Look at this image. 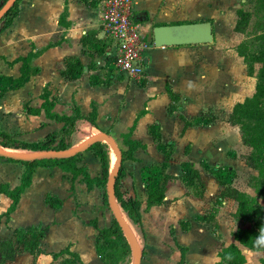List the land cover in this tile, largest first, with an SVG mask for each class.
<instances>
[{
    "label": "crops",
    "instance_id": "1",
    "mask_svg": "<svg viewBox=\"0 0 264 264\" xmlns=\"http://www.w3.org/2000/svg\"><path fill=\"white\" fill-rule=\"evenodd\" d=\"M99 1L92 5L83 0L19 1L17 16L0 31V75L18 77L21 62L15 59L44 49L31 59L30 65L38 69L37 73L0 98V131L32 145H42L52 135L51 147L56 145L65 122L47 118L43 110L36 115L25 111L27 107L41 106L43 89L57 99L53 112L72 115L78 110L82 116L76 118L71 134L65 137V151L85 145L100 133L126 150L123 135L134 125L130 139L143 146L133 150V158L122 161L120 189L140 204L144 238L137 229L128 227L144 247L138 264H177L182 258L181 247L186 249L183 264H214L212 255L218 256L223 246L232 243L244 255V264H262L264 250H251L234 239L232 233L249 224L234 220V200H217L222 187L211 173L213 169H231L235 174L232 185L254 194L247 182L242 184L246 189L237 186L243 171L256 172L242 163L243 148L247 153L250 149L242 144L239 127L226 121L234 104L243 100L227 90L225 64L215 52L202 49L204 44L155 47L151 40V27L193 21L195 13L189 11L188 4L180 6V0H133L137 29L141 41L145 40L139 62L143 74L132 77L114 66L117 45L102 28ZM66 57H77L83 66L74 80L60 74ZM167 86L179 96L177 102L170 100ZM170 104L178 105L172 113L168 111ZM92 112L93 122L88 118ZM209 113L215 116L210 123L203 119L182 131L184 122L179 115L191 121ZM165 144L173 145L168 160L162 150ZM8 150L23 157L39 152ZM77 154L79 168L92 178L101 176V163L91 149ZM162 164H166L164 173L176 179L166 185L161 204L147 206L142 169H160ZM187 165L198 171L204 184L200 197L186 195L178 179ZM23 169L21 163L1 158L0 184L16 187ZM104 193L101 185L88 188L82 174L73 177L56 165L34 168L30 185L8 218L4 213L11 199L0 193V240L13 239L14 229H45L38 239L45 253L33 256L19 249L11 263L59 264L68 256L54 260L51 253L69 247L82 264H104L95 251L97 229L91 224L94 220L97 228H104L114 218L108 194L104 201ZM47 196L54 202L61 201V205L51 207L45 201ZM113 202L122 215L114 197ZM204 216L213 219L200 221ZM182 222L189 223L187 230H183ZM131 252L134 264L138 251L133 243Z\"/></svg>",
    "mask_w": 264,
    "mask_h": 264
},
{
    "label": "trees",
    "instance_id": "2",
    "mask_svg": "<svg viewBox=\"0 0 264 264\" xmlns=\"http://www.w3.org/2000/svg\"><path fill=\"white\" fill-rule=\"evenodd\" d=\"M19 1L20 0H16L0 18V23H3L0 31L10 26L13 19L17 16ZM83 1L92 5L95 0ZM6 2L7 0H0V9ZM255 2L260 11L264 12V0H255ZM65 14L66 8L60 15L59 22H61V24ZM237 14L239 18L235 22L234 31L244 33L250 13L239 9ZM262 18V27L259 30V33L255 36L250 52H247L245 46L241 44L238 51L239 55L243 57L244 63L246 64L248 75H253L254 64H260L256 73L255 92L251 96L246 97L243 101L235 103L226 119L230 125H236L239 127L241 142L250 149L243 158L245 165L256 172L255 175L250 174L247 180V185L253 189L254 194L252 195L239 190L232 185V180L235 175L233 170H211V173L222 187L217 200L223 199L224 197L234 200L236 203V210L232 214L234 220L241 225L249 224L248 227L239 226L232 233L234 239L243 246L255 251L264 250V247H257L255 244L259 228L264 226V14ZM185 22L187 23L192 21ZM43 49L36 52H29L26 56L15 59V62H21L20 75L18 77L0 75V98H2L7 91L17 89L22 86L31 75L37 73L38 69L31 67L30 63L31 59L39 54ZM64 63L65 68L60 72L64 78L74 80L80 76L83 66L77 57H66L64 59ZM166 90L170 100L174 103L177 102L179 96L175 94L169 86H167ZM41 99L43 101L39 108L27 107L25 111L26 113L36 115L43 110L47 118L65 122L66 126L63 129L60 141L51 147L54 139L53 136L50 135L46 138V141L42 145H32L21 142L7 133L0 131L1 147L5 149L26 150L31 152L61 151L66 149V144L64 142L65 137L71 134L76 118H80L82 116L79 114L78 110H75L72 115H58L53 112V107L57 99L55 97H50L46 89H43ZM177 107L178 105L175 106L174 104H170L168 107L169 113H172L175 109H177ZM94 117L95 113L92 112L88 118L93 122ZM179 118L184 122L182 131L188 127H192L203 122V119H205L207 123H210L213 119H206L202 116L188 121L182 115H179ZM133 126L127 134L123 135V142L127 146V149H120L121 164L113 184V196L127 226L130 229H137L140 237L144 238L141 226L139 201L131 196H125V193L120 189L122 161L128 158H133V150L139 146H143L141 143L130 139V133L133 130ZM153 137H155L154 131ZM86 149H91L94 155L99 158L101 163V176L92 178L84 168H79L77 166L78 154L65 158L6 159L12 162H19L24 167L19 185L11 189L7 184H0V193L7 195L11 199V204L4 213L6 218H8L10 213L15 209L21 193L30 185L33 170L37 166L56 165L61 167L63 171L71 173L73 177L82 174L85 177L88 188H91L93 184L101 185L106 188L110 175L109 149L102 141L92 142ZM162 150L165 154V158L168 160L173 152V145L165 144L163 145ZM1 158L2 157H0V159ZM165 167L166 164H162L160 169H151L149 167L142 169V180L146 189L147 206L161 204L164 199L166 185L168 182L176 179L175 176L164 173ZM178 179L182 181L186 195H193L197 197L203 195L205 187L203 182L200 180L198 171L195 168L187 165L184 174L181 177H178ZM106 191L104 193V201L107 200ZM45 201L53 208H58L61 205V201L58 200L57 202H54L48 196L45 198ZM208 219L212 220L213 216H204L200 219V221H206ZM91 224L97 229L95 251L100 260L104 264H127L132 253L131 246L125 235L124 228L118 219L114 217L111 224L104 228H97L94 220L91 221ZM181 225L183 230H187L189 228V223L187 222H182ZM44 230L45 229L43 228L38 230L35 227L30 226L24 229H14L12 231L13 239L0 240V264H12L11 262L14 260L15 254L19 251V249L25 250L33 256L45 253V251L39 246L38 242V239L43 236ZM134 239L138 244L139 254L141 257L144 252V247L140 239H138L135 235ZM180 249L182 258L177 264H183V256L186 250L184 247H181ZM229 254L232 257L230 260L226 258ZM63 255H67L68 257L64 258L59 264H73L76 262L82 264L78 255L71 252L69 247L62 249L57 253H51L54 260L62 257ZM218 256L223 261V264L245 263L244 255L238 246L233 243L223 246L218 252ZM261 263L264 264V259Z\"/></svg>",
    "mask_w": 264,
    "mask_h": 264
},
{
    "label": "rangeland",
    "instance_id": "3",
    "mask_svg": "<svg viewBox=\"0 0 264 264\" xmlns=\"http://www.w3.org/2000/svg\"><path fill=\"white\" fill-rule=\"evenodd\" d=\"M179 4L180 6L188 4L189 7L187 8L189 11L192 10L195 13L193 21L210 20L212 22L214 33L213 41L209 44H204L201 48L215 52L219 56V60L223 61V65L225 64L223 75L226 79L227 90H231L233 95H239L241 100L251 96L255 92L256 73L260 64H254L253 75H248L246 64L244 63L243 57H240L238 51L241 44L245 46L247 52H250L255 36L262 27V16L264 12L260 11L255 0H180ZM239 9L250 13L244 33L234 31L235 22L239 18L237 14ZM2 24L1 22L0 28ZM150 34L152 40V27ZM213 59H217V57H210V60ZM211 65H213L212 62ZM214 66H217V64L215 63ZM209 114H204L203 116L206 119L215 117L212 113ZM102 142L109 149L111 173L114 169L112 164L113 157L116 153L108 142ZM242 153L241 160L244 163L243 157L247 154L244 148ZM243 172L244 175L241 174L237 180V186L246 189L242 184L247 182L250 173L249 171ZM127 264H132V255Z\"/></svg>",
    "mask_w": 264,
    "mask_h": 264
},
{
    "label": "water",
    "instance_id": "4",
    "mask_svg": "<svg viewBox=\"0 0 264 264\" xmlns=\"http://www.w3.org/2000/svg\"><path fill=\"white\" fill-rule=\"evenodd\" d=\"M16 0H7V2L0 9V18L2 15L10 8V6ZM213 24L209 20L202 21H192L185 23H175V24H164L156 25L152 27V42L155 47H168V46H180V45H194V44H209L213 41ZM96 141H106L113 148L117 155V162L109 175L107 183V194L109 197L110 205L114 212V217L118 219L122 227L124 228L125 235L131 246L133 242L137 246L138 255L134 264H138L140 259L139 247L134 239V236L129 231L127 224L121 219V215L116 211L113 202V184L116 175L121 164V151L120 148L115 144V142L105 133H100L92 137L85 145L77 147L73 151H39L37 154L31 157H23L14 154L12 151L6 150L0 146V157L3 159H18V158H65L73 156L83 149H86L88 145Z\"/></svg>",
    "mask_w": 264,
    "mask_h": 264
},
{
    "label": "built area",
    "instance_id": "5",
    "mask_svg": "<svg viewBox=\"0 0 264 264\" xmlns=\"http://www.w3.org/2000/svg\"><path fill=\"white\" fill-rule=\"evenodd\" d=\"M133 0H100L101 25L105 34L117 45L114 66L132 76L140 77L142 41L133 15Z\"/></svg>",
    "mask_w": 264,
    "mask_h": 264
},
{
    "label": "clouds",
    "instance_id": "6",
    "mask_svg": "<svg viewBox=\"0 0 264 264\" xmlns=\"http://www.w3.org/2000/svg\"><path fill=\"white\" fill-rule=\"evenodd\" d=\"M255 244L257 247H264V226L259 228ZM226 258L230 260L232 257L229 254ZM211 259L213 260L214 264H223V261L215 253L212 255Z\"/></svg>",
    "mask_w": 264,
    "mask_h": 264
},
{
    "label": "bare ground",
    "instance_id": "7",
    "mask_svg": "<svg viewBox=\"0 0 264 264\" xmlns=\"http://www.w3.org/2000/svg\"><path fill=\"white\" fill-rule=\"evenodd\" d=\"M113 149V148H112ZM14 154H16V155H19V154H17V153H15L14 152ZM20 156V155H19ZM116 162H117V155H115L114 157H113V168L115 167V165H116ZM122 219V218H121ZM133 243V242H132ZM134 244V243H133ZM135 245V244H134ZM136 246V245H135ZM137 247V246H136Z\"/></svg>",
    "mask_w": 264,
    "mask_h": 264
}]
</instances>
